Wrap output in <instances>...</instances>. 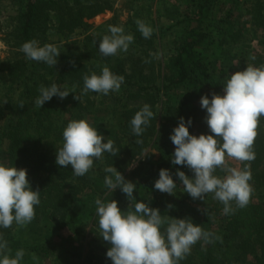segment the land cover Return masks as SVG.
<instances>
[{"label":"trees","instance_id":"1","mask_svg":"<svg viewBox=\"0 0 264 264\" xmlns=\"http://www.w3.org/2000/svg\"><path fill=\"white\" fill-rule=\"evenodd\" d=\"M121 1L117 8V0H0V160L27 168L33 189L41 191L30 223L0 229L7 251L14 256L23 249V264L51 259L56 264H112L106 256L110 244L100 236L95 201L114 199L128 208L120 189L104 185V169L115 166L136 183L133 204L146 200L164 217H190L213 233L210 243L192 245L179 264H264V117L253 144L255 159L240 162L252 174L246 207L233 202L234 211L226 215L212 193L194 200L179 184L175 195L154 188L162 168L170 169L177 183L178 169L194 175L171 162L175 146L170 136L180 118H192L190 133H208L201 97L222 94L230 75L248 64L264 65V0ZM121 10L127 12L125 21ZM107 11L113 12L110 20L90 23ZM138 20L152 27L150 38L138 31ZM110 25L123 26L134 41L126 52L104 56L98 46L110 34ZM33 39L59 48L55 66L26 58L21 46ZM254 40L263 48L253 50ZM105 66L125 77L120 90L74 99L81 94L83 77L99 74ZM53 83L75 93L36 106L40 87ZM145 103L155 117L137 137L130 120ZM84 118L104 134V142L113 140L119 152H105L88 173L77 177L70 165L64 168L55 161L63 130L70 121ZM217 174L224 173L217 169Z\"/></svg>","mask_w":264,"mask_h":264},{"label":"clouds","instance_id":"2","mask_svg":"<svg viewBox=\"0 0 264 264\" xmlns=\"http://www.w3.org/2000/svg\"><path fill=\"white\" fill-rule=\"evenodd\" d=\"M136 23L145 39L152 36L151 26L140 20ZM108 31L110 34L104 35L98 46L104 56L126 52L134 41V36L126 33L123 26L110 25ZM21 51L27 59L49 66H55L61 54L54 44L41 45L35 39L25 42ZM83 80L81 94L74 96L79 101L88 92L107 95L119 91L125 77L105 66L99 74H86ZM70 93L75 92L55 83L40 87L35 104L42 108L54 96L63 100ZM200 104L206 110L210 131L192 134V118L181 117L170 136L175 146L172 164L186 166L194 175L178 169L176 177L180 183H177L170 169L162 168L154 188L175 195L179 184L194 200H204L205 195L212 193L214 199L224 205L223 213L227 215L234 211L233 202L239 208L246 207L253 191L250 168L247 165L243 168L228 166L226 158L240 162L255 159L253 144L260 118L264 117V65L248 64L244 70L231 74L223 85L222 94H205ZM154 117L151 106L145 103L130 120L133 134L142 136ZM62 135L63 145L57 149L55 162L64 168L70 165L77 177L88 173L94 161L102 158L105 152L113 156L119 152L113 140L104 142V134L87 118L70 121ZM217 169L224 174L218 175ZM104 172V185L112 191L120 189L129 201L126 210L114 199L95 201L100 236L110 244L106 256L112 264H179L190 253L192 245L200 240L212 241L213 233L204 231L201 224L194 223L190 217H164L159 208L151 207L146 200L133 204L136 183L126 180L115 166L106 167ZM40 192L39 188L33 189L27 168L0 160V229L10 228L14 223L21 226L30 223L41 203ZM172 207L170 204L169 208ZM7 249V241L0 235V264H21L24 250H17L13 256Z\"/></svg>","mask_w":264,"mask_h":264},{"label":"rangeland","instance_id":"3","mask_svg":"<svg viewBox=\"0 0 264 264\" xmlns=\"http://www.w3.org/2000/svg\"><path fill=\"white\" fill-rule=\"evenodd\" d=\"M121 2H122L121 0H117V2H116V7L117 8H121V4H122ZM112 17H113V12L107 11V12H105L103 14L98 15L94 19H92L90 21V23L93 24L94 26L102 25L105 22H107L108 20H110ZM126 17H127V12L125 10L124 11L121 10V20L125 21ZM2 48L3 49H2L1 54H2V56H4L7 49H6L5 46H3ZM262 48H263V43H260L259 40H254L253 41V43H252V49L253 50H260ZM226 161L228 163L233 164L234 167H240L241 168L240 161H236V160L229 159V158H226ZM62 235L66 236V233H62ZM21 264H23V262H21ZM46 264H56V261L54 259H51Z\"/></svg>","mask_w":264,"mask_h":264}]
</instances>
